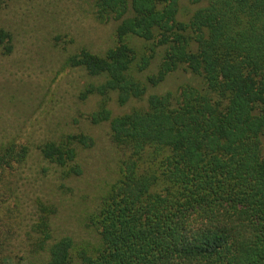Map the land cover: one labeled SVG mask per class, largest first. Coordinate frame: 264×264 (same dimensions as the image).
Returning a JSON list of instances; mask_svg holds the SVG:
<instances>
[{
    "label": "trees",
    "instance_id": "obj_1",
    "mask_svg": "<svg viewBox=\"0 0 264 264\" xmlns=\"http://www.w3.org/2000/svg\"><path fill=\"white\" fill-rule=\"evenodd\" d=\"M188 1L94 0L99 23H118L115 42L68 62L91 79L83 98H99L89 119L110 125L118 178L91 214V243L55 238L57 208L39 201L40 264H264V0ZM0 49L13 50L2 28ZM179 71L190 80L154 92ZM113 99L136 105L114 115ZM93 144L65 135L41 154L71 180ZM29 154L2 147L0 173Z\"/></svg>",
    "mask_w": 264,
    "mask_h": 264
},
{
    "label": "rangeland",
    "instance_id": "obj_2",
    "mask_svg": "<svg viewBox=\"0 0 264 264\" xmlns=\"http://www.w3.org/2000/svg\"><path fill=\"white\" fill-rule=\"evenodd\" d=\"M94 0H5L0 28L13 35L11 54L0 49V149L11 144L30 149L23 164L0 173V264H40L33 232L39 201L57 208L52 218L55 238L94 241L90 217L99 200L118 178L120 151L110 125L91 123L96 95L85 97L91 79L73 68L68 58L86 48L102 54L115 42L117 22L99 23ZM183 10L192 9L181 0ZM180 13V19H188ZM173 73L154 92L176 90L190 80ZM136 104L120 107L114 115ZM85 134L94 144L80 154L83 174L61 179L58 169L42 158L41 147L65 135Z\"/></svg>",
    "mask_w": 264,
    "mask_h": 264
}]
</instances>
